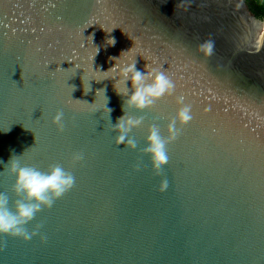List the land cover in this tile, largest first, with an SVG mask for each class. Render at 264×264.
Listing matches in <instances>:
<instances>
[{"label": "water", "instance_id": "1", "mask_svg": "<svg viewBox=\"0 0 264 264\" xmlns=\"http://www.w3.org/2000/svg\"><path fill=\"white\" fill-rule=\"evenodd\" d=\"M110 57L175 84L150 108L125 106L143 118L129 133L135 150L112 127L127 97L111 79L92 81ZM180 96L192 119L177 121L158 174L146 137L152 124L167 137ZM9 127L0 160L59 164L74 185L27 225L31 240L0 233V264H264V19L246 0H0V129ZM14 184L0 165L13 211L23 199Z\"/></svg>", "mask_w": 264, "mask_h": 264}, {"label": "clouds", "instance_id": "2", "mask_svg": "<svg viewBox=\"0 0 264 264\" xmlns=\"http://www.w3.org/2000/svg\"><path fill=\"white\" fill-rule=\"evenodd\" d=\"M107 41H110V43H107ZM115 43L116 41L114 37H109L106 40V44L109 46H114ZM213 47V42L207 41L205 44L201 45V51L205 55H211ZM98 52L99 48L97 54ZM113 58L114 57L109 58L110 60L115 61L112 67L107 70L99 69V73L102 74L105 79L92 81L99 83L111 79L114 81L113 87L116 93L127 97L122 106L124 115L120 116L117 119L116 124L112 125V127L117 133V145H124L129 149L135 150L137 144L135 140L130 137L129 133L132 129L141 126L143 118H134L127 115L125 112V106L134 108L138 112L150 108L161 97L172 95L175 91V84L165 72L160 71L157 68H152L151 70L142 73L137 70L136 61L121 64L117 63L119 57H115L116 59ZM109 73H111L110 77L108 76ZM127 81H131L132 84L133 90L131 95H129V88L126 86ZM119 83H123V89L117 88L116 85ZM89 91H91V86L87 92L84 90V94L87 95ZM100 91H103L104 96L106 97V89L99 88L96 90V94ZM177 103L181 105V107L176 113V117L168 123L167 137L165 138L161 136L157 124H152L150 126L149 134L146 137V147L143 151L151 155L153 169L158 174L163 166L167 164L169 159L166 145L175 140L179 134L177 121L183 125L192 119L191 106L184 103L183 96L177 98ZM106 105L107 103L105 104V107L108 109V118L110 119L112 109L108 108ZM63 117L64 114L62 111H57L52 117V124L56 125L57 129L60 131L63 130ZM10 130L9 127L7 130L0 129V132L7 133ZM19 157L20 156L13 154L10 156L7 163L0 160V165H3V167L7 166L8 172L15 176V184L13 186L14 192L23 195V199L15 202V210L13 211L9 207V197L6 194L0 193V233L20 236L23 237L24 240H31L36 233L29 231L27 225L34 219L35 215L42 210V208H51L56 199L72 188L74 185V177L59 164L51 166L48 171L44 172L34 167L23 166L18 159ZM83 158L82 153H74L72 157L73 162H79ZM167 186V179L162 180L160 190H165Z\"/></svg>", "mask_w": 264, "mask_h": 264}, {"label": "trees", "instance_id": "3", "mask_svg": "<svg viewBox=\"0 0 264 264\" xmlns=\"http://www.w3.org/2000/svg\"><path fill=\"white\" fill-rule=\"evenodd\" d=\"M246 1L258 19L264 18V10L259 0H246Z\"/></svg>", "mask_w": 264, "mask_h": 264}, {"label": "crops", "instance_id": "4", "mask_svg": "<svg viewBox=\"0 0 264 264\" xmlns=\"http://www.w3.org/2000/svg\"><path fill=\"white\" fill-rule=\"evenodd\" d=\"M259 2H260L261 6H262V8L264 10V0H259Z\"/></svg>", "mask_w": 264, "mask_h": 264}, {"label": "flooded vegetation", "instance_id": "5", "mask_svg": "<svg viewBox=\"0 0 264 264\" xmlns=\"http://www.w3.org/2000/svg\"><path fill=\"white\" fill-rule=\"evenodd\" d=\"M261 19H264V18H261Z\"/></svg>", "mask_w": 264, "mask_h": 264}]
</instances>
